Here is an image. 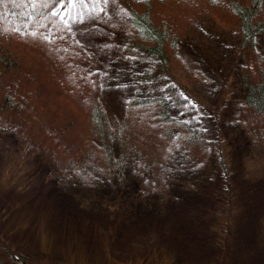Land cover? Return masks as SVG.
Instances as JSON below:
<instances>
[{
    "label": "rangeland",
    "instance_id": "rangeland-1",
    "mask_svg": "<svg viewBox=\"0 0 264 264\" xmlns=\"http://www.w3.org/2000/svg\"><path fill=\"white\" fill-rule=\"evenodd\" d=\"M127 3L66 0L55 11L87 49L112 122L129 96L166 97L171 115L202 133L214 163L199 166L209 173L186 186L133 161L127 175L99 188L103 176L56 158L45 162L0 122V264H16V256L25 264H264V150L238 116L242 95L233 73L182 42L178 54L195 83L180 91L181 103L143 81L140 71L130 74L149 58L122 52ZM17 28L33 26L22 21ZM256 46L264 55V34H257Z\"/></svg>",
    "mask_w": 264,
    "mask_h": 264
},
{
    "label": "trees",
    "instance_id": "trees-1",
    "mask_svg": "<svg viewBox=\"0 0 264 264\" xmlns=\"http://www.w3.org/2000/svg\"><path fill=\"white\" fill-rule=\"evenodd\" d=\"M64 1L0 0V122L40 150L45 162L56 158L100 174L99 188L127 175L133 161L165 181L197 184L198 175L210 171L199 166L211 169L214 163L202 133L172 116L163 96H129L112 122L87 49L55 11ZM127 5L122 52L132 60L138 54L149 58L130 74L140 71L143 81L164 87L181 103L180 91L195 81L178 54L179 43L197 45L216 63L228 64L242 95L238 116L264 150V55L256 46L257 34H264V0H128ZM22 21L33 28L19 31ZM245 144H250L247 134ZM174 150L181 154L172 155ZM183 162L190 166L182 170ZM119 184L123 193L125 184ZM14 261L26 263L18 256Z\"/></svg>",
    "mask_w": 264,
    "mask_h": 264
}]
</instances>
